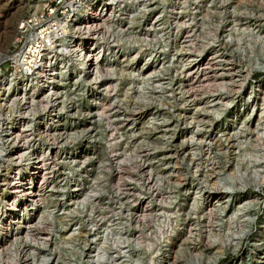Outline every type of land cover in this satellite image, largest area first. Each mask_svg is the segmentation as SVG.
I'll return each mask as SVG.
<instances>
[{
    "label": "rangeland",
    "instance_id": "obj_1",
    "mask_svg": "<svg viewBox=\"0 0 264 264\" xmlns=\"http://www.w3.org/2000/svg\"><path fill=\"white\" fill-rule=\"evenodd\" d=\"M41 1L0 0V55ZM108 1L95 83L60 51L4 143L0 264H264V0Z\"/></svg>",
    "mask_w": 264,
    "mask_h": 264
},
{
    "label": "built area",
    "instance_id": "obj_2",
    "mask_svg": "<svg viewBox=\"0 0 264 264\" xmlns=\"http://www.w3.org/2000/svg\"><path fill=\"white\" fill-rule=\"evenodd\" d=\"M83 2L85 0H42L39 8L23 14L16 21L9 47L0 55V160L7 140L14 141L19 134V138H31L32 129L36 128V70L43 56L54 49L62 35L67 34L66 30L64 32L68 27L66 22ZM9 76L16 77L11 88L7 87ZM13 93L17 99L10 101ZM15 105L18 112L9 122V108ZM27 155L31 158L30 154Z\"/></svg>",
    "mask_w": 264,
    "mask_h": 264
},
{
    "label": "bare ground",
    "instance_id": "obj_3",
    "mask_svg": "<svg viewBox=\"0 0 264 264\" xmlns=\"http://www.w3.org/2000/svg\"><path fill=\"white\" fill-rule=\"evenodd\" d=\"M40 4L41 3H39V5H37V7L36 8L34 7L33 9L39 8ZM108 4H109L108 0H90V1L85 0V2H83L82 4H80L76 8L73 15L69 18L70 19L69 22H66L68 27L66 29H64V32L66 30L67 34L62 35V37H60V39L56 42L54 49L51 52H47L43 56L42 63L40 65V67L36 70V79L34 81L35 82L34 84L36 85V92H37V86L41 87L40 90L42 88H44V90H46V89L49 90L48 93L51 92L52 91V88H51L52 82L57 81L59 76H61L63 74L64 69H62V67H64V63L61 62V60H59V59H58V62H60L59 64L61 67L58 69L59 76L58 75L51 76L50 74H48L49 72L47 70L48 69L47 65H49L51 62H53V60H55V56L61 57V55L59 53H61L62 51L66 52V53L68 52L72 55V60H70V62H74V60L78 61V63H77L78 68L76 70L78 71V73H81L83 75L84 81H86L88 83H91V82L95 83L94 80L97 79V77H98V74H97L98 73V64L100 62H102V60L97 62L98 56H99L100 51H101V45H102V44H99V41L97 39V32L101 26L106 25L107 17H108L107 11H106L107 7H108V10H110V6ZM91 8H92V10H94V13L92 16L93 18H90V14H92V11H90ZM103 9L105 10L104 12H103ZM84 35H87L86 36L87 38L85 37V39H84ZM74 36H76L75 39H73ZM73 40H75V42H73ZM5 52H6V49L1 55L5 54ZM100 65H102V64H100ZM144 67H145L144 72L148 71L147 70L148 67L147 66H144ZM149 74L151 75L150 70L147 72L146 75H149ZM15 79H16V77L15 78L11 77V76L8 77V81H7V87L8 88H11L13 86ZM16 93H17V91H16ZM45 93H47V92H45ZM15 94L13 93V95L10 96L11 97L10 101H12V99H14V100L17 99L16 98L17 95H15ZM23 96L25 98L24 94H23ZM240 111L242 112L241 108H236V109H234V111H232L230 113V115H228V117L231 116L230 119H233V118H235V116ZM45 127H47V126H45ZM18 155H19V160H27V161L30 160L27 153L25 154L22 151H20ZM27 171L29 172L28 175L26 176L25 179H23V181L20 183V186H19V192L21 193L22 198L28 192V187L30 186V184L32 182V176L31 175L34 172V171L29 170V169ZM17 199H19V198H17ZM214 206H215V204H214ZM4 216H5V214H4ZM7 219H8V217L6 216L5 221H3V222L6 223ZM1 221L2 220H0V222ZM7 222L10 223L9 219L7 220ZM263 228H264V222H262L259 225L258 229L261 230ZM244 231H245V228H243V227H241L239 229L238 233L233 231L232 239L236 240V242H235L236 244L239 241V239L241 238L242 234H244ZM254 236H256V235H254ZM256 240H257V238H255V237L252 239L253 245H257ZM239 243L237 245H239ZM236 244H234V245H236ZM215 261H216V259L212 260V264H215Z\"/></svg>",
    "mask_w": 264,
    "mask_h": 264
}]
</instances>
